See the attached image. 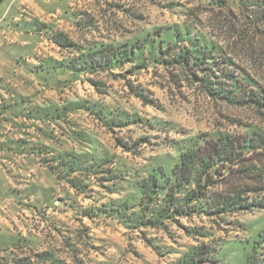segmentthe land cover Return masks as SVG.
I'll return each instance as SVG.
<instances>
[{
	"label": "rangeland",
	"instance_id": "374dc122",
	"mask_svg": "<svg viewBox=\"0 0 264 264\" xmlns=\"http://www.w3.org/2000/svg\"><path fill=\"white\" fill-rule=\"evenodd\" d=\"M205 3V0L2 2L0 103L4 105L0 104V114L7 107L6 102H2L4 96L12 101L9 108L13 110H17L18 106L15 101L22 98L28 102L29 109L38 106L47 108L53 103L61 106L81 104L87 110L68 112L66 123L56 120L47 129V123L23 119L22 115L20 118L0 117V249L6 246L3 239L19 235L34 241L37 247L59 246L62 235L59 229L64 236L82 229L73 211L62 204H70L64 200L66 190L55 183L42 166L34 150L39 145L53 146L56 142L69 150L71 147L79 149L80 145L87 142L96 149V155H113L117 165L131 170V175L135 170L145 169L152 162L151 159L165 157L171 150L168 147L170 141H178L182 133L195 135L217 130L236 133L239 129L234 121L237 120L259 124L251 111H242L210 100L195 88L185 86L176 89L172 80L163 79L162 73L153 68L135 70L131 68V63H127L121 70L118 68L94 74L71 73L62 68L46 72V67L68 63L78 53L74 47H57L50 40L53 33L65 35L83 52L84 48L88 49L94 44L132 42L130 39L143 29L175 26L187 21L201 31L213 33L212 40L235 55V67L264 89V40L244 28V39L237 36L228 38L226 31L213 30L216 24H223L226 15L218 11L210 13L205 10ZM126 8H131L136 15L128 16ZM239 21V25L243 26V22ZM199 22L202 26H198ZM75 23H80V26ZM89 81L95 82L96 87ZM130 87L143 90L159 108L143 106L130 92ZM100 111L109 115L119 112L139 117L144 122L110 131L102 125ZM52 128L55 139L48 140L45 132L52 131ZM65 134L76 135V143L67 140ZM141 138H147L149 142L139 148V156L125 154L116 147V139L133 143ZM130 175L126 176V182L132 180L129 179ZM124 187L127 188V183ZM93 191L96 194H90L92 198L76 201L87 207L98 200L104 203L109 198L97 186ZM110 197L117 199V196ZM232 220L247 225L250 231L244 232L242 228L234 226L212 232L214 240H226L222 264H236L239 242L264 223V213L242 215ZM180 223L189 225L185 220ZM83 225L88 229V243L91 245L84 251L89 264L108 261L121 264H169L185 246L195 245L177 226H170L168 232L144 229L132 231L116 221L105 219L93 222L84 220ZM141 234L152 240L151 246L146 244Z\"/></svg>",
	"mask_w": 264,
	"mask_h": 264
},
{
	"label": "trees",
	"instance_id": "16d2710c",
	"mask_svg": "<svg viewBox=\"0 0 264 264\" xmlns=\"http://www.w3.org/2000/svg\"><path fill=\"white\" fill-rule=\"evenodd\" d=\"M3 1L0 0V5ZM205 1V10L226 15L223 24H216L213 30L226 31L228 38L244 39L243 32L247 29L264 40V0ZM134 12L131 8L125 9L128 16H135ZM239 20L243 26L239 25ZM75 24L80 26V23ZM198 24L202 26L200 22ZM50 37L60 49L74 47L78 53L68 63L46 67V72L63 69L71 73L94 74L121 70L127 63L135 70L153 68L162 73L163 79L172 80L176 89L195 88L210 100L251 111L259 124L237 120L234 121L239 129L236 133L218 130L195 135L182 133L181 139L170 141L168 147L171 150L165 157L151 159L145 169L135 170L131 175V170L117 165L113 155H96V149L87 142L79 149L71 147L69 150L56 142L53 146L39 145L34 150L42 166L55 183L66 190L64 200L70 204H62L73 211L82 229L65 236L59 229L62 234L61 237L59 234L60 245L48 248L37 247L34 241L20 235L7 237L3 239L6 246L0 249V264H89L84 251L91 245L83 221L97 219L116 221L132 231L168 232L170 226H177L195 245L185 246L169 264H222L226 240H214L212 232L234 226L249 232L247 225L232 219L264 213V89L235 67V55L213 41V33L201 31L187 21L175 26L143 29L130 39L132 42L94 44L84 48L83 52L61 33H53ZM89 82L96 87L95 82ZM130 92L143 106L159 108L143 90L130 87ZM16 104L22 107L23 118L45 122L46 129L56 120L66 123L68 112L87 110L81 104L61 106L53 103L47 108L29 109L24 98ZM100 119L110 131L144 122V119L119 112L109 115L100 111ZM45 136L54 140L53 128L46 131ZM65 136L76 143V135ZM115 141L123 153L135 157L149 139L141 138L133 143ZM128 175L132 179L130 183L126 182ZM126 183L127 188L124 187ZM95 186L109 196L106 202L98 200L87 207L80 205L76 199L92 198L90 194H96ZM110 196H117V199ZM182 220L189 225H182ZM141 235L151 246L152 240ZM239 243L236 264H264V223Z\"/></svg>",
	"mask_w": 264,
	"mask_h": 264
},
{
	"label": "crops",
	"instance_id": "0c3cea01",
	"mask_svg": "<svg viewBox=\"0 0 264 264\" xmlns=\"http://www.w3.org/2000/svg\"><path fill=\"white\" fill-rule=\"evenodd\" d=\"M1 78V77H0ZM1 83H2V80H0V87H1ZM4 88V87H3ZM4 99H2V102H6L5 103V105L7 106V107H4L3 108V110H2V112H1V114H0V117L2 116H4V117H6V116H9V117H11V118H14L15 116H19L18 118H20V116H21V112H23V110H22V107L21 106H17V110H13L12 108H9L10 107V102H12V101H10L9 99H7V96H4L3 97ZM1 104V103H0ZM15 104H16V101H15ZM1 105H4L3 103L1 104ZM18 105V104H17ZM12 106H14V103H13V105ZM24 119V118H23Z\"/></svg>",
	"mask_w": 264,
	"mask_h": 264
}]
</instances>
